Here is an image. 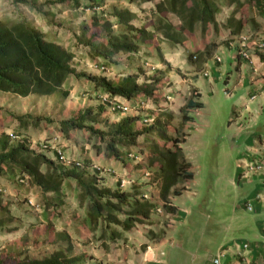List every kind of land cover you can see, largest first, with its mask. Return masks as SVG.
Here are the masks:
<instances>
[{
    "label": "trees",
    "instance_id": "1",
    "mask_svg": "<svg viewBox=\"0 0 264 264\" xmlns=\"http://www.w3.org/2000/svg\"><path fill=\"white\" fill-rule=\"evenodd\" d=\"M9 1L35 11L40 7L33 5L31 0ZM151 1L126 0L128 4L133 5ZM87 2L84 7L81 0H46L43 4L65 5L73 11L89 10V20L80 24L79 33L75 35L76 45L87 49L92 63L101 60L95 67L102 64L109 71L111 68L116 70L114 73L119 76L111 79L85 72L77 73L72 66L74 54L61 45L48 41L31 23L26 20L0 19L1 93L21 98L59 94L65 99L68 90L64 89V84L70 77H74L77 80H86L94 90H101L102 93L126 100L138 97L155 100L160 83L157 75L162 71L157 70L140 83L137 73L119 70L115 55L123 53L138 56V51L143 45L156 40L158 44L177 48L184 46L197 32L202 36L206 31L217 34L220 25L216 21V15L221 6L234 8L223 24L229 29L230 36H238L243 31L244 21L237 18L236 14L244 4L253 7L257 16L264 18V0H160L149 12L151 20L142 26H136L133 21L136 20L137 14L128 9L113 7L106 16L101 9L103 0ZM57 12L60 13L59 10ZM167 14L175 16L178 24L171 23L166 17ZM115 26L121 27L122 30L114 32ZM213 46L214 42L211 41L202 51L189 53L187 60L194 65L207 61L213 54ZM156 52L161 57L159 47ZM260 59H264V55H261ZM166 67L170 68L168 64ZM191 95L192 98L200 96L195 89H192ZM200 107V103L188 101L180 111L181 121L176 126L172 123L171 112L165 110L154 116L153 122L148 125L139 116H126L117 121L110 120L109 117L104 118L106 111L98 102L95 109H79L71 117L58 123V131L64 138H67L70 131L83 132L86 134V143L90 144L96 154L101 153L104 158L116 161H124L128 150L137 147L138 140L142 139L147 144V166L156 167L152 173L159 184V203L145 199V193L138 187H132L129 191L122 189L119 184L115 189L109 188L96 172L87 170L91 166L89 162L82 161L84 168L64 167L55 154L51 159L47 154L37 153L24 143L12 141L5 133H0V176L15 178L18 175H26L28 183L35 187L42 197L51 193L55 200H60L64 182L74 181L78 190L77 201L80 206H85V218L90 231L100 229L101 239L103 235L108 234L110 241H103L105 243L101 245L108 250L109 244L118 242L115 239L120 240L121 233L135 229L138 225L148 224L157 208H161L167 215L177 213L170 200L180 196L185 190L183 187L189 185L193 179L192 165L184 156L181 147L185 142L183 125L192 121L185 110ZM13 119L21 129L38 127L41 120L49 122L48 118L29 115L13 116ZM99 120L102 127L95 126ZM44 201L46 206L51 205L47 199ZM59 204L57 201L52 206L57 208ZM4 212H7L6 205L0 201V215ZM60 238L67 239L64 236ZM70 242L50 241L47 244L57 249L41 259L31 258L25 253L22 256L0 258V264H85L93 259L85 253L73 254ZM98 264L106 263L99 261Z\"/></svg>",
    "mask_w": 264,
    "mask_h": 264
},
{
    "label": "rangeland",
    "instance_id": "2",
    "mask_svg": "<svg viewBox=\"0 0 264 264\" xmlns=\"http://www.w3.org/2000/svg\"><path fill=\"white\" fill-rule=\"evenodd\" d=\"M0 1H2L0 19L28 21L40 30L48 41L57 42L74 54L72 66L77 73H96L95 65L101 63L99 62L101 60L98 59L97 63H92L87 49L77 46L75 42V35L79 33L80 24L88 21L91 16L89 10L79 9L74 12L65 5L53 6L43 4L46 0H31L33 5L40 6L39 10L35 11L21 4H12L9 0ZM87 3V0H81L83 7ZM113 7L117 9L131 8V6L126 5V0H122L121 4L118 0H103L101 9L106 16L109 15ZM134 8L138 16L133 24L142 26L150 18L149 9L144 8V4L135 5ZM58 10L60 13L57 12ZM256 15L253 7L244 4L237 12L236 17L242 18L247 23L253 21V17ZM166 17L171 23L177 25L178 20L175 16L167 14ZM121 30V27L115 26L113 28L114 32ZM246 30L244 29L240 35L249 34L253 38L264 39V34L257 33L258 26L256 27L254 22L248 26V31ZM198 35L200 39L206 40L207 35ZM233 40L234 37L232 39L226 37L224 42L226 46H229V43ZM156 41L147 44L148 47L143 45L138 56L117 54L114 59L117 60L118 66L120 64L121 71L137 73L139 75L138 82L140 83L158 69L162 71L157 75L160 83L155 100L149 99L148 108L142 111V115L151 114L156 116L163 110L169 111L173 117L172 123L176 126L181 121L180 105L187 98L185 87L188 85L189 92L192 88L188 79L192 80L197 75H203L207 71L203 70L204 65H194L187 60V55L191 52L188 42L179 47L180 50L176 53L178 56L175 57L178 59L173 64H176L178 71L173 67L171 71V68L166 67L168 63L163 62L162 57L153 48L154 45L158 44V41ZM212 58H220V55L213 53L210 59ZM107 75L111 78L115 73L110 71ZM182 79L186 81V84L182 83V88L175 90L173 87L181 83ZM226 87L227 84L221 80L211 88L201 89L200 102L202 108L190 111L192 121L187 123L183 129L185 142L181 147L184 156L192 165L193 179L189 182V185L183 187L185 189L181 193L183 195L171 198H175L179 212L175 215H167L163 210L161 213L154 212L148 224L138 225L137 228L132 229L131 233L134 236L137 237L140 234L139 237L142 235L148 241H118L115 244H109V249L112 252L119 253L120 258H122L121 264H136L134 254L138 250L135 251L134 246L136 245L139 250H142L143 247L145 249L147 245H153L152 248H156L167 231H170L168 239L161 244L160 250L157 251L158 259L155 257L152 261L144 262L145 264H213V259L217 256L219 248L228 245L234 239L250 241V232L254 233L258 230L256 225L257 214L254 210L253 201L250 200L253 206L252 212H248L241 206L253 190V184L238 181L237 175L238 165L242 162L244 153L246 151L252 152V149L249 148L248 143L240 140L241 136L237 134V124L240 120L235 119V113H233L235 98L229 95L227 91L229 89H226ZM64 89L68 90V96L65 99H62L59 94L50 97L30 96L21 98L0 92V133L6 135L17 133L26 136L29 141L33 142L55 140V143L62 148L64 155H68L65 149L71 151L69 157H72L73 154L72 147H78L77 155H79V158L74 157L78 160H81L84 152L89 153L92 151L94 153L90 144L86 143L85 133L70 131L67 138H64L58 131L57 126L61 120L71 117L79 109H95L99 102L98 96L102 94V91H94L86 80H77L74 77H70L66 81ZM23 115L48 118L49 122L41 120L38 127L33 128L31 126L21 129L13 116ZM103 117H109L110 120L115 119L108 115ZM101 123L100 121L95 126L102 127ZM233 136L235 138L232 140L231 137ZM128 152L141 157L138 163L127 158L128 164L135 169H144V171L150 173L148 177H143V174H140L144 186L142 191L149 200L159 203V184L152 173L156 167L147 166V144L139 139L137 147H132ZM98 163L103 165L102 162ZM14 181L13 179L7 186L0 185L1 189L6 190V193L0 196L2 197L0 201L6 205V208L9 207L7 212L0 215V226L4 225L3 230H5L0 232L8 233L6 237L12 238L7 242L6 251H0V258L13 255L22 256L26 253L31 258L41 259L57 247L48 245L49 241H40L41 238L38 241H33V236L28 233L25 234V232L29 231L30 226L34 225L38 227L36 237L44 234L45 226L42 221H45V214L50 216L44 201L46 197H42L40 193H37L38 190L29 183L21 185ZM127 181L135 183L134 179ZM72 185L71 182L64 189H67L69 197L73 196L77 199V194L75 195L73 191L75 188ZM11 193L15 195L18 193L20 195L19 200L8 202ZM28 199H31L38 208L28 206L26 202ZM170 203H172L171 200ZM56 213L60 217V212ZM62 220L64 222V219ZM96 234L99 235L100 231L97 230ZM93 242H97L98 245L105 243L103 241H86L84 244H79L80 249L92 253V250H96L91 245ZM142 242H144V245ZM72 243L74 247L72 253L76 254L78 253L76 251L79 247L76 245L78 243L75 241H72ZM117 260L120 259L117 258ZM99 261H102L100 256L85 264H98Z\"/></svg>",
    "mask_w": 264,
    "mask_h": 264
},
{
    "label": "crops",
    "instance_id": "3",
    "mask_svg": "<svg viewBox=\"0 0 264 264\" xmlns=\"http://www.w3.org/2000/svg\"><path fill=\"white\" fill-rule=\"evenodd\" d=\"M118 1L120 2V4L122 3V0H118ZM159 1L160 0H152L151 2L143 3L144 8H148L150 12V10L153 9L154 5ZM1 4L2 1H0V6ZM126 5L131 6V8H127L131 12L134 13L137 12L136 9L134 8L135 5L128 4L127 2ZM232 8L233 7L231 6L230 7L223 6L222 8H220L221 9L220 12L216 15V21L220 25L217 34H214L212 32L208 33L206 31L205 34L207 35L206 40H202L199 38L198 35L200 33L197 32L193 35L192 38H190V41H188V43L190 44L189 49L191 50V52L189 53L202 51L207 44L213 41L214 42L213 53L220 55L221 62L218 63L214 61L215 59L209 58L207 61H204L203 63L199 64V65H204L203 70H206L208 74L207 76L199 74L197 75V77H194V79L192 80L188 79V82L190 86H192V88L189 92L188 85H186V87L184 85L187 91V93H185L187 95V98L184 102L181 103L180 109H184L186 103L190 100L193 102L200 103L201 105L200 108H202V103L200 102L202 96L201 89L211 88L214 84H217L221 80H223L227 84L226 89H229L227 90L229 95L232 98H235V102L233 106V113H235V119L240 120V122L237 124V128H238L237 134L238 136H241L240 140H242L245 143H248L249 148L252 149V152L246 151L244 153L242 157V162L239 163L238 165L239 170L237 172L238 181H242L243 183L253 184V190L248 194L245 200L248 201L251 197H253V195L256 192L264 190V166H262L261 169H254L252 171L249 170L250 164L254 162L261 160L264 163V59H260L259 56H253L251 63H247L245 61L240 60L237 57L236 51L234 49L230 48L229 46H226V43L224 42V40H226V37L228 39L229 38L232 39L234 37V36H230L229 29L223 26L228 16L232 13ZM150 20L151 18H148L147 21L144 22V24L149 22ZM253 22L255 25H258V30H257L258 32L256 30L255 31L257 33L264 34V18H260L257 15L253 17V21H249L247 23L244 22L243 30L244 29L246 30L247 27L246 31H248V26H250L251 23ZM146 46L148 47L149 45ZM157 47H159L160 49V54L163 59V62L169 64L168 66L171 68V71L173 70V68L176 71H178V69L175 66L176 64L174 65L173 62H175L178 59L175 56H178L176 53L177 51L180 50V48L179 47L169 48L166 44L163 43L153 46L154 49H156ZM120 54L123 53H119V55ZM125 55L127 56V54ZM138 55H139V51H138ZM119 70L121 71L122 69L119 68ZM110 71L116 72V70L114 71V69L112 68L110 69ZM93 75L106 76L107 78H110L108 75L99 73L98 70H96V73H93ZM116 76L119 75L115 74L113 75V77H111V79H114ZM182 83L186 84V81L182 79L181 83H178L176 87L174 86L173 88H175V90H180L182 88ZM90 86L92 89H94L91 84ZM192 89H195L197 91V93L200 95L199 98H192L191 95ZM200 108L186 109L185 110L186 115L190 119H192L190 115V111L197 110ZM107 115L112 118H115L116 119V120L114 119L115 121L121 118L120 116L118 117L112 114H107ZM190 122L191 121L186 122L183 125V129L185 125ZM234 138L235 136L231 137L232 140ZM64 146L66 145L64 144ZM78 149H79L78 147L76 148L72 147V153H73L72 157L79 158V155H77ZM65 152L68 154V156L71 153L69 149H65ZM47 156L51 159L54 158L52 153H48ZM81 160H83L84 162H89L91 164H97L100 167L111 169L114 174L101 177L103 179L104 185L108 186L111 189H115L118 184L120 185L121 180L127 181L134 179L135 183L132 182L133 185L132 183H129L125 185L122 189L129 191L132 189V187H136V188L138 187L139 190H144L142 179L140 177V174L142 173L141 172L142 169L139 170L135 169L132 165L128 164L129 162L127 160V155H124V161H116L113 159L104 158V156L101 153L96 154L95 152L92 153V151H90L89 153L84 152ZM98 162H102L103 165H100ZM15 178H11L10 176H0V185L7 186V184L11 183V181L13 179L15 180ZM71 182L73 184L72 186H74L75 188L73 191L76 195L78 191L74 181L64 182L61 188L62 196L60 197V200H55V198H53V195L51 193L45 195L47 201L51 202V205L46 206L47 211L50 212V216H47L45 214V221H42L44 222V226H45L44 234H40L38 235V237H36L35 235H37L36 234L37 231L35 229H37L38 227L34 225L30 226L29 231H26L25 234L28 233L30 234V236H33L34 238L33 241H38L39 238H41L40 241H49L48 243H50V241H71L70 242L71 245L73 244L72 241H75L78 243L76 245L79 246L76 250L78 253H85L86 255L92 256L93 259L95 257L100 256L101 260L104 261V263L106 264H121L122 258H120L119 253L116 254L115 252H112L111 249L106 250L103 247H101V245H98L97 242L91 243V245H93L94 248L96 249V250H92V253H87L80 249L79 244H84L86 241L100 242V241H110V240L108 238V234L103 235L101 239L100 238L101 232L99 235H97L96 231L95 232L90 231L88 222L85 218V206L84 205L80 206L77 199L73 196L69 197L67 189L66 190L64 189V187L69 186ZM37 193L40 192L38 191ZM19 198L20 195L18 193L17 195L11 193L8 202L10 203L15 202L19 200ZM175 198L171 199L172 202L171 205L176 208L177 212H179L178 205L175 203ZM57 201L60 204L57 208H55L52 205ZM245 201H243V203ZM243 203L241 205L242 207H243ZM253 206L257 214L256 225L258 226V230H256V232L254 233L250 232L251 233L250 241L245 239H238V240L234 239L228 245L219 248L218 252L220 251V249L226 250V257L222 261L224 264H241L242 259L238 255H243L247 259L264 263V235L261 231L262 226L264 225V202L262 201L259 203L258 202L253 203ZM6 209L8 210L9 207ZM56 212L58 213L60 212V217L59 214H57ZM62 219H64V222ZM3 226L2 227L0 226L1 227L0 231H5L3 230ZM116 229L118 231H121L119 227H116ZM98 231H100V229ZM131 232L132 230L121 233L120 240L115 239V241H148L142 235L139 237L140 235L139 234L136 237ZM169 232L170 231H167L165 233L164 238L157 244L156 248H152L153 245H147L145 249L142 248V250H139L135 245L134 246L135 251L138 250L134 254V260L136 261V264H145L144 262L150 260L152 261L155 259V257L157 256L159 257L157 251L160 250L161 244L167 241ZM6 234L8 233L0 232V251L5 250L7 242L10 241V239H12L10 237H6L7 236ZM60 236H64L67 239L60 238ZM142 244L144 245V242H142ZM244 244H247L248 247L247 250L243 248ZM117 258L120 260H117ZM93 259L90 261H93Z\"/></svg>",
    "mask_w": 264,
    "mask_h": 264
},
{
    "label": "built area",
    "instance_id": "4",
    "mask_svg": "<svg viewBox=\"0 0 264 264\" xmlns=\"http://www.w3.org/2000/svg\"><path fill=\"white\" fill-rule=\"evenodd\" d=\"M229 47L234 49L236 51V54L238 58L242 61H245L247 63H251L253 56H261L264 55V39H256L253 38L252 35L246 34V35H238L234 38L232 42L229 43ZM216 62L220 63L221 59L216 58ZM99 73L101 74H108L110 71L107 67L100 64L99 66L95 67ZM207 72H204V76H207ZM99 103L102 105V107L105 109L106 114H112L116 116H140L142 118V121L145 124L150 125L153 120L154 116L151 114H144L142 115V111L146 110L148 108V99L146 98H133L131 100H126L124 98L118 97V96H112L108 93H102L98 96ZM10 138L14 142L24 143L25 145L29 146V148L35 150L37 153H53L56 156L59 157V161L64 167H71L76 166L80 168H84V165L81 160H78L74 157H68L67 155H64L62 148L55 143V140H52L51 143L46 142H33L29 141L26 136L18 135V134H9ZM127 157L130 160H134L136 162H139L140 159L138 156L133 155L129 153ZM262 166H264V163L259 160L257 162H254L250 164L249 170L252 171L254 169H261ZM90 171L96 172L99 176H107L114 174L111 169L100 167L98 165H91L87 168ZM143 177H148L150 173L147 171L142 170ZM16 181L18 184H28V177L26 175H18L16 177ZM129 181H120V187L123 188L125 185L129 184ZM6 193L5 189L0 188V194L3 195ZM145 199H148L147 196H144ZM250 200L253 201V203H259L264 202V190L256 192L253 197H251L248 201H245L243 203V208L247 210L248 212H252L253 206ZM27 205L31 208L37 209L38 206L31 200L28 199ZM155 213H161V209L158 208L154 211ZM263 235H264V225L261 229ZM244 249H248L247 244L243 245ZM241 257L242 261L241 264H264L263 262H257L251 259H247L243 255H238ZM226 257V250L220 249V251L217 253V256L213 259V264H224L222 261Z\"/></svg>",
    "mask_w": 264,
    "mask_h": 264
},
{
    "label": "clouds",
    "instance_id": "5",
    "mask_svg": "<svg viewBox=\"0 0 264 264\" xmlns=\"http://www.w3.org/2000/svg\"><path fill=\"white\" fill-rule=\"evenodd\" d=\"M234 37H237V36H234ZM237 55V54H236ZM238 57V56H237ZM260 57V56H259ZM107 75V74H106ZM138 98H142V97H138ZM149 100V99H148ZM130 116V115H129ZM132 116V115H131ZM121 118H122V116H120ZM140 117V116H139ZM10 134H12V133H10ZM14 134H17V133H14ZM9 135V134H8ZM19 135V134H18ZM49 153H51V152H49ZM45 154H48V153H45ZM53 154V153H52ZM128 155V154H127ZM136 156H138V155H136ZM139 157V159L141 160V157L140 156H138ZM128 158V157H127ZM134 161V160H133ZM136 162V161H135ZM140 162V161H139ZM138 163V162H137ZM92 165V164H91ZM88 170V169H87ZM142 170H144V169H142ZM89 171V170H88ZM142 172V171H141ZM142 174H143V172H142ZM100 177H102V176H100ZM171 204V203H170ZM158 209V208H157ZM161 209V208H160ZM161 211H162V209H161ZM153 213H154V211H153Z\"/></svg>",
    "mask_w": 264,
    "mask_h": 264
}]
</instances>
